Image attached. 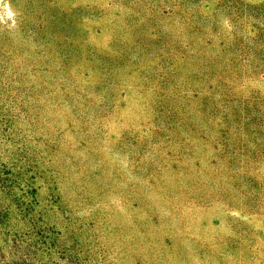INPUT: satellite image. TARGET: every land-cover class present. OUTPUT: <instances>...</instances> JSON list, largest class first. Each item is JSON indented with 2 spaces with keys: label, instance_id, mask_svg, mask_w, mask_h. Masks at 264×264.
I'll return each mask as SVG.
<instances>
[{
  "label": "rangeland",
  "instance_id": "374dc122",
  "mask_svg": "<svg viewBox=\"0 0 264 264\" xmlns=\"http://www.w3.org/2000/svg\"><path fill=\"white\" fill-rule=\"evenodd\" d=\"M0 264H264V0H0Z\"/></svg>",
  "mask_w": 264,
  "mask_h": 264
}]
</instances>
